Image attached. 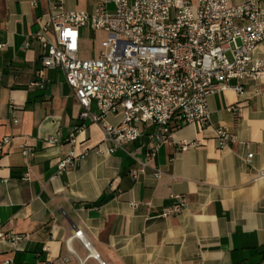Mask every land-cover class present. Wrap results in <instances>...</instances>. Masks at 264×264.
<instances>
[{"label":"crops","instance_id":"1","mask_svg":"<svg viewBox=\"0 0 264 264\" xmlns=\"http://www.w3.org/2000/svg\"><path fill=\"white\" fill-rule=\"evenodd\" d=\"M96 3L62 0L61 7L90 12ZM56 6L57 0H0V140L8 138L0 156V228L27 236L15 244L0 241V264H264L259 85L246 82L242 94L209 97L212 125L174 130L157 145L146 173L134 178L130 171L157 129L140 126L141 137L126 152H106L100 125L80 118L63 74L40 63L44 50L32 36L48 25ZM97 34L105 33L80 30V58L99 55L82 51L85 37L94 41ZM253 57L264 58V44ZM233 106L235 114L228 111ZM105 122L117 124L119 116L107 115ZM220 127L235 138L224 148L216 139ZM70 153L75 166L59 171ZM174 196L182 197L184 209L162 217Z\"/></svg>","mask_w":264,"mask_h":264},{"label":"built area","instance_id":"2","mask_svg":"<svg viewBox=\"0 0 264 264\" xmlns=\"http://www.w3.org/2000/svg\"><path fill=\"white\" fill-rule=\"evenodd\" d=\"M61 2L57 0V12L50 15L48 25L32 36L44 50L40 63L63 74L81 108L80 118L100 125L107 153L126 152V146L141 137L140 126L157 129L150 135L154 144L130 171L134 178L146 173L157 145L168 142L174 130L182 125L198 129L212 125L208 109L212 95L226 90L242 94L246 82L259 85L255 96L264 95V58L253 57L254 50L264 44V0L239 4L230 0H97L90 12L67 13ZM83 28L106 34L95 58L78 56ZM228 111L235 114L237 109L233 106ZM107 115L119 116V122L106 123ZM216 139L220 148L235 141L222 127L216 130ZM7 142L8 138L0 140V156ZM69 143H75L73 134ZM187 147L181 144L180 150ZM251 158L248 154L246 162ZM75 164L76 157L70 153L58 168L62 171ZM154 175L159 177L161 172ZM258 176L264 177V170ZM28 179L25 173L24 180ZM173 198L175 204L162 217L184 209L182 197ZM24 238L0 228V241L15 244Z\"/></svg>","mask_w":264,"mask_h":264},{"label":"rangeland","instance_id":"3","mask_svg":"<svg viewBox=\"0 0 264 264\" xmlns=\"http://www.w3.org/2000/svg\"><path fill=\"white\" fill-rule=\"evenodd\" d=\"M111 10L112 6L110 5L109 11ZM105 38V34H97V37L94 41H91L89 37H85L82 44V51L84 52L85 57H92L98 54L102 48V42L105 40Z\"/></svg>","mask_w":264,"mask_h":264}]
</instances>
